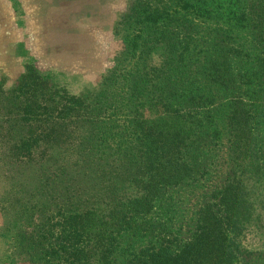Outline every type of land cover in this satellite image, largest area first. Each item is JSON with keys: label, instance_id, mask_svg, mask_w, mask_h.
Returning <instances> with one entry per match:
<instances>
[{"label": "trees", "instance_id": "1", "mask_svg": "<svg viewBox=\"0 0 264 264\" xmlns=\"http://www.w3.org/2000/svg\"><path fill=\"white\" fill-rule=\"evenodd\" d=\"M138 1L132 7L139 15L133 38L153 45L145 49L134 40V54L139 52L140 57L104 75L99 88L71 93L26 68L16 87L0 91L9 100V105L1 106L8 111L1 122L15 124L0 126L6 146L0 151L2 160L7 158L17 168L46 162L50 173L55 168L65 174L46 182L60 187L46 194L50 208L41 212L44 215L37 213L33 193L16 215L22 227L31 230V257L39 255L43 264H244L247 245L240 218L247 198L235 178L218 192L223 214L210 205L201 208L189 241L178 245L170 225L152 220L166 196L164 188L191 176L195 149L214 122V99L236 90L237 79L224 48L215 46L219 54L203 63L197 56L193 61L184 47L177 46L176 34L153 32V27L170 25L173 14L142 8ZM184 2L187 7L190 1ZM227 4L231 22L244 27L248 17L240 0ZM256 7L262 15L264 6ZM164 42L170 45L165 46L166 60L164 53L153 51ZM149 57H156L158 64L146 61ZM258 66L255 78L264 84V64ZM243 77L240 74L239 80ZM143 102L161 107L171 120L159 127L148 123L141 116ZM220 104L230 109L223 127L234 143L232 157L257 159L249 114H238L235 102ZM54 150L59 158L52 160ZM109 155L116 156L107 162ZM87 158L99 168L97 186L90 193L78 186L81 182L75 176L85 169ZM15 198L18 203L24 200Z\"/></svg>", "mask_w": 264, "mask_h": 264}, {"label": "rangeland", "instance_id": "2", "mask_svg": "<svg viewBox=\"0 0 264 264\" xmlns=\"http://www.w3.org/2000/svg\"><path fill=\"white\" fill-rule=\"evenodd\" d=\"M184 1H190L187 7ZM240 2L248 17L244 27L231 22L229 0L138 1L142 8L163 9L173 14L170 25L153 27V32L158 29L165 35L176 34L177 46L184 47L193 61L198 57L203 63L205 58L219 54L215 46L224 48L237 79L236 90L228 89L231 92L227 96L214 99L211 109L214 122L195 149L191 176L164 188L166 196L155 208L152 220L170 225L178 245L189 241L201 208L210 205L218 215L223 214L218 192L235 178L247 198L246 212L243 218L239 217L247 245L243 262L264 264V84L262 78H255L260 72L258 65L264 64V13L257 14L256 4L264 6V0ZM134 4L135 0H0V91L16 87L26 68L65 86L71 93L99 88L104 75L119 64H130L140 57L139 52L137 56L134 54V40L145 49L153 45L150 41L142 45L140 38H133L132 28L139 20L138 11L132 10ZM165 46L170 45L164 42L153 49L155 53H164L163 60L168 57ZM149 60L158 64L156 57L146 61ZM83 61L89 64L82 66ZM242 73L245 77L239 80ZM2 95L0 92V126H13V121L1 122L8 112L1 106L9 105ZM232 102L238 105V114L247 112L250 116L257 159L246 155L239 160L232 157L234 143L229 141L223 127L225 112L230 109L220 104ZM141 116L148 123L156 122L158 127L160 122L171 120L161 107H152L148 102H143ZM5 148V140L0 139V151ZM114 156L109 155L107 162ZM57 158L58 151L54 150L52 160ZM95 162L87 158L85 169L75 174L81 182L78 186L88 193L96 188L99 179ZM48 167L45 162L17 168L7 158L2 160L0 154V264H43L37 260L39 255L31 257L34 255L28 249L31 230L22 227L16 215L20 216V208H24L32 193L35 209L40 208L37 213L45 214L50 208L45 196L55 192L60 184L52 187L46 182L51 178L61 179L65 174L55 168L50 173ZM15 196L24 200L15 202Z\"/></svg>", "mask_w": 264, "mask_h": 264}, {"label": "crops", "instance_id": "3", "mask_svg": "<svg viewBox=\"0 0 264 264\" xmlns=\"http://www.w3.org/2000/svg\"><path fill=\"white\" fill-rule=\"evenodd\" d=\"M38 44H39V46H42L40 41H39ZM86 62H87V61H83V63H81V65H82V66H83V65H86V66H87V63H86Z\"/></svg>", "mask_w": 264, "mask_h": 264}, {"label": "bare ground", "instance_id": "4", "mask_svg": "<svg viewBox=\"0 0 264 264\" xmlns=\"http://www.w3.org/2000/svg\"><path fill=\"white\" fill-rule=\"evenodd\" d=\"M87 33H88V32H87ZM51 34H52V33H51ZM54 36H55V35H54ZM70 36H71V35H70ZM82 37H83V36H82ZM47 39H48V38H47ZM49 39H50V38H49ZM59 43H60V41H59ZM91 44H92V43H91ZM48 45H49V43H48ZM70 61H71V60H70ZM81 63H83V62H81ZM86 63H87V62H86ZM88 64H89V63H88ZM88 64H87V65H88Z\"/></svg>", "mask_w": 264, "mask_h": 264}]
</instances>
